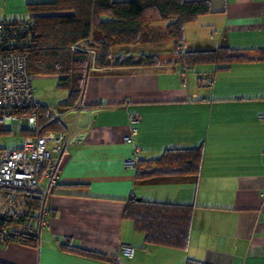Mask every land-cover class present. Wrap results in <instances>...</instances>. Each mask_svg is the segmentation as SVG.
Here are the masks:
<instances>
[{
  "label": "crops",
  "instance_id": "crops-1",
  "mask_svg": "<svg viewBox=\"0 0 264 264\" xmlns=\"http://www.w3.org/2000/svg\"><path fill=\"white\" fill-rule=\"evenodd\" d=\"M2 3L0 20H10L29 18V8L55 0ZM209 4L210 13L185 24L187 49L222 44L247 59L211 71L209 81L199 74L203 82L198 84L193 72L183 79L172 65L170 41L161 38L164 25L150 27L143 43L147 48L136 54L112 47L113 55H156L164 66L104 71L91 66L82 93L87 110L65 111V131L46 129L70 133V138L53 160L56 187L48 192L47 180L40 181L46 211L39 244H4L0 264H264V121L259 120L264 116V0ZM33 87L35 101L50 108L69 93L56 76H35ZM130 114L140 120L130 122ZM132 129L136 134L131 136ZM199 147L203 160L196 183L184 178L167 185L138 184L135 169L123 167L131 156L148 161L168 149ZM129 199L191 205L188 247L145 244L125 217ZM63 243L110 261L63 252ZM121 247L131 248L132 255Z\"/></svg>",
  "mask_w": 264,
  "mask_h": 264
},
{
  "label": "trees",
  "instance_id": "trees-1",
  "mask_svg": "<svg viewBox=\"0 0 264 264\" xmlns=\"http://www.w3.org/2000/svg\"><path fill=\"white\" fill-rule=\"evenodd\" d=\"M210 0H55L53 5L29 8L33 20L30 33L16 48L27 54L29 71L35 76H56L59 87L69 90L65 102L55 107L38 104L33 111L41 131H65V126L52 121V110H71L82 103V93L91 66L94 69L151 67L164 64L156 55H113L112 47L137 45L148 41L153 25H163L164 39H169L174 63L183 79L198 67L213 65V72L228 69L247 58L240 50L220 44L211 47L198 44L185 48L184 27L210 13ZM8 20V19H4ZM12 20V19H10ZM14 20V19H13ZM149 31V32H148ZM194 73V72H193ZM197 74V83L203 80ZM206 79V78H205ZM209 81L208 79H206ZM209 84V82H208ZM26 135V134H25ZM203 150L168 149L153 160L137 161L135 182L138 184H172L189 178L197 182ZM46 168V167H45ZM45 187L23 193L24 202L7 215H0V247L8 242L36 248L39 230L45 221ZM191 205L129 199L125 217L131 219L145 244L186 249L189 239ZM7 234L8 236H6ZM63 252L98 261L106 256L83 250L68 243ZM185 264H205L187 260Z\"/></svg>",
  "mask_w": 264,
  "mask_h": 264
},
{
  "label": "built area",
  "instance_id": "built-area-1",
  "mask_svg": "<svg viewBox=\"0 0 264 264\" xmlns=\"http://www.w3.org/2000/svg\"><path fill=\"white\" fill-rule=\"evenodd\" d=\"M32 24L31 18L0 20V134L9 133L6 127L14 122H18L26 134L20 149L7 150L0 146V206H4L1 216L9 213L10 205L20 207L24 202L23 193L37 190L41 176L47 180L48 192L58 184L57 162L53 160L62 154L68 142L65 133L41 131L33 111L35 90L28 56L16 50L30 33ZM79 110L80 106L75 110L76 115ZM63 117L61 110H52V121L63 123ZM139 120L138 114H130V122ZM259 120L264 121V116ZM135 134L136 129H132L131 136ZM129 139L130 136L126 137ZM45 164H48L46 169ZM136 164L133 156L124 162L129 169ZM121 250L127 256L133 252L129 247H121Z\"/></svg>",
  "mask_w": 264,
  "mask_h": 264
},
{
  "label": "rangeland",
  "instance_id": "rangeland-1",
  "mask_svg": "<svg viewBox=\"0 0 264 264\" xmlns=\"http://www.w3.org/2000/svg\"><path fill=\"white\" fill-rule=\"evenodd\" d=\"M2 8H3V3H2V0H0V13L3 12ZM21 17H24V16H17V18H13V19H26L27 18V17L26 18H21ZM168 43H169V41H168ZM168 43H167V45H165L166 42H163V44H164L163 45L164 46L163 47L164 48L163 52H167ZM158 46H160V44L155 43L152 46L153 50L157 51ZM117 47H118V49H117L118 51L119 50H124L125 52L135 51V54H136L137 50L139 51V50L147 48V47H145V44H143V43H140V44H137V45H132V46L129 45V46H117ZM121 48H126V49H121ZM183 49L186 50L187 46H185V48L183 47ZM169 51L171 52L170 43H169ZM126 54H128V53H124V55H126ZM171 54H173V53H171ZM172 57H173V55H172ZM165 59H166V57H165ZM165 59L163 58V61ZM169 59H170V57H169ZM210 66H213V65H205V66L196 68V70L193 71L194 72V76L195 77L197 76V74L195 72L198 71V73L200 72V75H203V76H205L206 79H208L206 76L210 75L211 71L214 70V67L212 69H210L209 68ZM203 69H204V71H203ZM207 69H209V72L205 71ZM6 129L9 130L10 132L9 133H1L0 134V146L2 148H4V149H7V150H16V149L22 148L23 145H24L25 133L21 129V126L19 125V123L18 122H14L11 125L7 126ZM3 209H4V206H0V214H2L1 211ZM12 209H17V208L14 207V205H10V207H9L10 211L9 212H11Z\"/></svg>",
  "mask_w": 264,
  "mask_h": 264
},
{
  "label": "bare ground",
  "instance_id": "bare-ground-1",
  "mask_svg": "<svg viewBox=\"0 0 264 264\" xmlns=\"http://www.w3.org/2000/svg\"><path fill=\"white\" fill-rule=\"evenodd\" d=\"M29 18H30V17H29ZM81 105H82V103H79V104L77 105V107L80 106V110H82V109H83V110H87V109H84ZM77 107L74 108V109H71V111H73V112L75 113V110L77 109ZM80 110H79V111H80ZM61 111L65 114V111H69V110H61ZM79 111H78V112H79ZM63 121H64V117H63ZM66 132H67V130H66ZM65 136L67 137V139H69V138H70V133H69L68 135H65ZM128 137H129V136H128ZM125 140H126V138H125ZM133 157H134V156H133ZM135 158H136V157H135ZM137 161H138V160H137ZM124 162H125V160H123V167H124L125 169H129L128 167H126V166L124 165ZM47 165H48V164H45V167H47ZM45 167H44V169H46ZM133 169H135V167H134ZM40 179H42V176H41ZM40 181H41V180H40ZM55 187H56V186H55Z\"/></svg>",
  "mask_w": 264,
  "mask_h": 264
}]
</instances>
